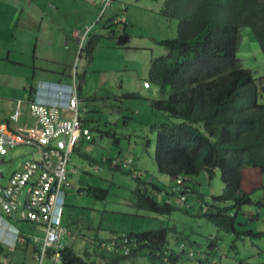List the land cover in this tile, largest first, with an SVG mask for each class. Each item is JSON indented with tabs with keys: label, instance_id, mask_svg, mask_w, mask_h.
Instances as JSON below:
<instances>
[{
	"label": "trees",
	"instance_id": "1",
	"mask_svg": "<svg viewBox=\"0 0 264 264\" xmlns=\"http://www.w3.org/2000/svg\"><path fill=\"white\" fill-rule=\"evenodd\" d=\"M161 12L178 21L179 33L175 38L160 40L167 52L153 57L149 70L150 81L159 85L161 91V97L152 106L162 116L150 126L157 132L154 158L158 170L176 181L182 178L186 187H193L197 193L200 188L194 177L205 171L212 176L219 169L224 191L214 197V202H207L209 211L203 213L202 205L198 214L225 232L261 237L264 232L241 231L237 226L242 207L252 203L250 194L242 188L243 169L256 167L264 174V104L260 102V80L252 69L243 66L238 52L244 26L253 29L264 51V0H165ZM115 26L116 23H105L108 33L118 36ZM101 37L99 33L88 38V46L80 50L79 56L85 50L92 59ZM80 78L76 72L79 96ZM82 101L81 117L88 127L83 114L89 110V104L87 98ZM89 129L93 139L85 142L100 144V133ZM115 159L118 158L101 161V166L109 164L120 169L119 165H113ZM165 190V186L151 183L144 190H134L130 202L138 208L169 215L179 207L159 200V193ZM107 191L100 186L86 188L88 196H105ZM127 233L139 242L129 255L86 250L84 258L67 242L61 252L62 264H139L138 258L149 264H192V259L197 264L214 263L208 258L216 247L214 241L208 246L210 252L204 253L208 256L203 257L196 251L172 249L169 227ZM6 259L10 264V258Z\"/></svg>",
	"mask_w": 264,
	"mask_h": 264
},
{
	"label": "rangeland",
	"instance_id": "2",
	"mask_svg": "<svg viewBox=\"0 0 264 264\" xmlns=\"http://www.w3.org/2000/svg\"><path fill=\"white\" fill-rule=\"evenodd\" d=\"M164 3L165 0H113L108 9L113 4L115 8L107 9L106 16L112 12L118 14L115 19L122 15L130 18L127 47L116 45L117 39L107 33L108 28L106 30L104 26V28L101 27L102 37L92 59L86 56L85 50L81 57L78 56V52L88 46L86 41L81 46L83 37L80 38V46L78 43V47H75L73 51L69 49L61 54L63 55L61 60L72 54L70 69L75 71V76L76 70L79 75L85 74L83 83L85 94L104 96L105 91L111 89L109 92L117 95L114 97L106 95L98 99L99 102L89 100V110L83 114L87 117L88 127L93 130V133H104L109 136L107 132L111 131L121 138V145L114 146L112 142L109 143V137L112 136H105L102 139L101 157L111 155L112 146L113 154L121 152V160L126 158L136 160L130 169L116 170L109 164H102L100 171L93 167L92 169L96 171L90 170L88 174L85 172L87 167L90 168L88 160L81 157L79 150L73 152L69 168H77L79 179L69 176L66 182V215L74 219L71 225L76 232L85 235V237L78 238L74 245L77 252L85 258L86 250L100 252L98 242L101 239H110L116 233L169 227L170 246L175 251L180 250L182 243H186L188 250L192 248L196 252L206 251L209 250L210 243L214 241L216 251L224 256L220 264H264V235L255 237L244 233L236 236L235 233L225 232L212 221L198 214L202 205L214 202V197L221 195L224 191L225 184L219 169L212 176L205 171L194 177L195 180L200 181L202 189L188 196V204L192 208L190 212L185 210L186 203L181 199L180 194L170 192L172 186L178 187L176 180L158 170L154 158L157 132L150 126L151 122L159 120L158 117L162 116L154 111L152 106L153 102L161 97V91L159 85L152 81H149L150 89H146L144 81L150 80L149 70L152 58L167 52V49L160 44V40L175 38L179 33L178 21L162 14ZM122 6L125 9H121ZM74 27L81 30L82 26L73 25L72 28ZM240 35L241 44L238 57L243 66L252 69L259 78L262 90L260 102L264 104V51L250 26H244ZM128 93H137L138 97H127ZM91 149L95 150L96 147L89 143H83L81 147L82 152L92 153ZM14 153H19V156H15L12 160L11 156ZM41 156V153L30 145H21L11 149L4 156L6 163L0 164V170L4 173V176L0 178V185L8 184L11 172L20 160L33 158L40 160ZM101 161L96 165L101 166ZM143 174V180L153 181L155 184L161 181L158 177H162V174L167 175V181L164 182L166 191L159 193V200L163 202L164 196L170 192L172 203L179 208L168 215L141 209L131 203L132 198L130 197L139 184L138 176L141 177ZM87 185L100 186L109 191L105 196H88L86 192L80 191L81 187H88ZM70 187H72L71 190H69ZM242 188L250 194L252 203L242 207L237 217L238 229L254 233L264 232V205L259 204L264 203L262 170L256 167L244 168ZM28 192L29 186L25 187L20 195L22 201L26 200ZM259 210H261L260 214ZM41 233L40 242L44 239L45 230ZM20 252L24 254L25 250L22 249ZM50 261L48 258L46 263ZM137 263L149 264L144 258H138ZM191 263L197 264L194 259Z\"/></svg>",
	"mask_w": 264,
	"mask_h": 264
},
{
	"label": "crops",
	"instance_id": "3",
	"mask_svg": "<svg viewBox=\"0 0 264 264\" xmlns=\"http://www.w3.org/2000/svg\"><path fill=\"white\" fill-rule=\"evenodd\" d=\"M101 3L102 0H0L1 122H5L10 128L26 137L33 139L41 138L43 134V128L37 118H35L30 112V100L35 95L39 94L41 91L40 85L45 84L47 86V82L58 83L65 86L76 84V86H78L74 73L75 71L73 72L70 69V58L72 57V54L64 57L62 60L61 57L63 55L61 54L69 49H72L73 51L75 47H78V43L80 46V38L84 37L85 35V41L87 44V39L93 35L99 34L102 31L101 27L104 28L105 23L110 24L113 21L115 22V16L118 14L112 12L108 13L107 16V12L102 14ZM114 8L115 7L113 4V6L108 10H113ZM121 9L125 8L122 6ZM121 17L126 19V32L124 34L128 36V21L130 18L124 15ZM93 24L95 25L90 28V26ZM73 25L82 26L81 30L76 29L75 27L72 28ZM84 32L86 33L84 34ZM120 34L121 33L118 31V36ZM118 36L114 39H117ZM116 45L120 47H127V43L125 45H119L117 41ZM77 51L78 48L76 52ZM78 53H80V51ZM75 67L77 68L78 64ZM76 72L78 71L76 70ZM80 76V81L82 83L80 96L85 101L87 98V101L93 100V102H99L98 99H101L106 95L109 97L117 96L116 93L109 92L111 89L106 90L104 96L85 94L83 91L85 74ZM17 111L19 112V116L15 120L13 119V116ZM65 115L71 116L72 114L71 112H66ZM107 134L112 137H109L104 133L99 134L101 137L100 144L82 142L77 147L76 150L80 151L81 157L88 160L89 162L90 168L87 167L88 169L85 170L86 173L90 174L91 171H96L92 168L94 167L96 169V164L105 159V157L109 160L111 158H121V152H118L117 154L112 153L114 150L112 146L110 149L111 155L105 157L102 155L103 158L101 157L103 152L102 139L105 136L110 138L109 143L112 142L114 146H120L122 143L121 138L119 139V136H117L115 132ZM83 143L93 144L96 149H91L92 153L82 152L81 147ZM31 147L39 151L36 146L32 145ZM15 156L18 157L19 153H14V155L11 156V159L13 160ZM30 160L40 162L42 160V156L40 160L35 158L25 161L20 160L11 172L10 178L21 164H24ZM134 163H136L135 159ZM137 168H139V165H137ZM139 170L142 171L141 169ZM0 172L2 173L1 177H3L4 173L1 170ZM78 174V172L73 174L71 178L79 179ZM143 176L144 174L141 177L138 176L139 184L137 189L139 190H144L148 185L151 187V183H154L153 181L143 180ZM158 178H161L159 179L161 181H159L160 183H158V185L166 187L164 182L167 181V175L162 174V177ZM194 181L198 182L196 186L202 189L200 186V181L198 179ZM68 185L69 182L67 186ZM71 188L72 187H70L69 190H71ZM86 188V186L81 187L80 191L86 192ZM179 188V186L177 188L175 187L176 190H179ZM189 190L195 193L193 187H189ZM172 191H174L173 186L170 188V192ZM170 192H167V195L164 197H170ZM66 212L67 200L64 211V223L70 228L71 235L66 238V241L76 250L74 245L75 242L78 238L85 237V235L83 233L76 232V230L71 225V222L74 219H72V217H68ZM0 216L3 217V224L0 226V264H3L8 257L11 260L10 264H38L36 260V254L38 250L37 244L40 242V238H42L40 234L42 235L41 232L45 230L44 226L25 220L14 219L12 216L4 214L1 207ZM120 233H116L115 235ZM17 235L22 238H26V241L15 246L14 242ZM115 235H113L111 238H113ZM235 235L239 236L237 233H235ZM105 240L109 239L107 238ZM234 245L235 244H233V247H235ZM22 249L25 250L24 254H21L20 252ZM212 252L214 258L220 259L221 262H223L222 259L224 256L216 251V247L213 248ZM48 258L51 261L46 263ZM44 264H53L52 259L47 257L44 261Z\"/></svg>",
	"mask_w": 264,
	"mask_h": 264
},
{
	"label": "built area",
	"instance_id": "4",
	"mask_svg": "<svg viewBox=\"0 0 264 264\" xmlns=\"http://www.w3.org/2000/svg\"><path fill=\"white\" fill-rule=\"evenodd\" d=\"M113 0H102V14L111 6ZM119 30L123 32L126 19L119 17ZM86 36L81 40V46ZM145 88H150L149 81L144 82ZM40 92L30 100V112L37 118L43 128L39 139H33L10 128L0 121V157L11 149L21 145H34L42 155V160L27 161L21 164L11 176L7 185H0V207L4 214L14 219L31 220L44 226L46 235L40 243L36 259L43 264L46 257L52 255L53 264L62 263V250L67 246L66 238L71 234L70 228L63 221L65 206V185L69 175L76 174L77 169L69 168L72 154L76 146L93 139L91 130L85 126L81 117L83 101L78 95L76 84L68 86L63 93L52 94L45 84L40 85ZM67 111L72 117L65 115ZM17 111L13 119H17ZM133 158L115 159L113 165L130 169ZM70 175V176H71ZM179 183H183L180 179ZM29 186V206L20 195ZM185 200V197L182 198ZM170 199H167L169 202ZM0 216V226L3 224ZM25 238L16 236L14 245L25 242ZM139 242L128 233L100 242L101 250L108 253L129 255L132 249H137ZM8 259L3 264H8Z\"/></svg>",
	"mask_w": 264,
	"mask_h": 264
},
{
	"label": "clouds",
	"instance_id": "5",
	"mask_svg": "<svg viewBox=\"0 0 264 264\" xmlns=\"http://www.w3.org/2000/svg\"><path fill=\"white\" fill-rule=\"evenodd\" d=\"M121 17V16H120ZM119 18V17H118ZM115 20H117V19H115ZM114 22V21H113ZM114 23H116V28H117V33H118V31L120 32V30H119V22H117V21H115ZM125 25H126V23H125ZM121 34L120 35H122V34H124L125 33V28H124V30H123V32H120ZM80 57V56H79ZM147 81H150V80H147ZM47 84V89H49V91L52 93V94H55V97H58V94H60V93H64L67 89H68V86H65V85H62V84H56V83H49V82H47L46 83ZM72 85H74V84H72ZM69 86H71V85H69ZM79 146V145H78ZM78 146H76V147H78ZM76 149V148H75ZM75 151V150H74ZM1 157H4V156H1ZM118 159H120V158H118ZM127 159V158H126ZM108 160V158H105L104 160H103V162H106ZM74 168H76V167H74ZM77 169V168H76ZM102 169V166H97L96 165V170L97 171H100ZM120 169H123L121 166H120ZM78 172V171H77ZM73 175V174H72ZM71 175V176H72ZM180 179H182V178H179L177 181H176V184H177V186H179L180 188H179V190H176L175 189V186H173V189H174V191H172V193H174V192H178L179 194H180V196H181V199L183 198V197H185V200H183L185 203H186V209H192L191 208V206H189V204L187 205V199H188V196L190 195V194H194V192H191L190 190H189V188H187L186 187V184H185V182H184V180H183V183L181 184V183H179L178 181L180 180ZM167 199H170V197H168V198H165L164 200H165V202H167ZM167 203H170V204H173L172 203V201H171V199H170V201L169 202H167ZM25 204V203H24ZM209 205H204V209H203V213L204 212H207V211H209ZM210 210H211V208H210ZM65 211V210H64ZM260 211L261 210H259V213H260ZM2 217V216H1ZM3 218V217H2ZM124 233H127V232H124ZM71 235V234H70ZM70 235H68V236H70ZM117 235H119V234H117ZM117 235H115L114 237H116ZM67 236V237H68ZM113 237V238H114ZM112 239V238H111ZM102 241H104V240H100V242H102ZM100 242L98 243V246H99V248H100ZM184 249H187L188 250V248H187V245H186V243H182L181 244V246H180V250L179 251H181V250H184ZM100 251L101 252H105V251H103V250H101V248H100ZM189 251H191V252H193V251H195V249H189ZM209 252H210V250H209ZM201 256H203L204 257V253H205V251H199L198 252ZM62 254V253H61ZM124 256H126V255H124ZM206 256H208V255H206ZM48 257H50L51 259H52V255L50 254ZM221 257V256H220ZM47 258V257H46ZM45 258V259H46ZM208 258L209 259H211V262H214L213 264H220V262H221V260L220 259H216V258H214L213 257V254L210 256V253H209V256H208ZM37 260V259H36ZM45 261V260H44ZM217 261V262H216ZM62 262H63V256H62ZM38 263V262H37ZM43 264H44V262H43ZM62 264V263H61Z\"/></svg>",
	"mask_w": 264,
	"mask_h": 264
},
{
	"label": "water",
	"instance_id": "6",
	"mask_svg": "<svg viewBox=\"0 0 264 264\" xmlns=\"http://www.w3.org/2000/svg\"><path fill=\"white\" fill-rule=\"evenodd\" d=\"M106 24H108V23H106ZM110 24H114L113 22L112 23H110ZM115 29H116V31H117V28L116 27H114ZM111 35L113 36V37H117V34H115V33H111ZM129 40V37L126 35V34H122V35H119L118 36V38H117V43L119 44V45H125L126 43H127V41ZM3 163H5V158L4 157H1L0 158V164H3ZM1 172H0V177H1ZM25 207H27V206H29V193H27V195H26V200H25Z\"/></svg>",
	"mask_w": 264,
	"mask_h": 264
},
{
	"label": "bare ground",
	"instance_id": "7",
	"mask_svg": "<svg viewBox=\"0 0 264 264\" xmlns=\"http://www.w3.org/2000/svg\"><path fill=\"white\" fill-rule=\"evenodd\" d=\"M126 32V31H125Z\"/></svg>",
	"mask_w": 264,
	"mask_h": 264
}]
</instances>
